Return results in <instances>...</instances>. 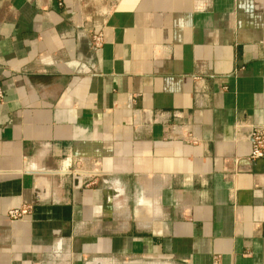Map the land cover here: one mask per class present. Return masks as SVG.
I'll list each match as a JSON object with an SVG mask.
<instances>
[{
  "label": "crops",
  "instance_id": "0c3cea01",
  "mask_svg": "<svg viewBox=\"0 0 264 264\" xmlns=\"http://www.w3.org/2000/svg\"><path fill=\"white\" fill-rule=\"evenodd\" d=\"M0 91V264H264V0H0Z\"/></svg>",
  "mask_w": 264,
  "mask_h": 264
},
{
  "label": "built area",
  "instance_id": "2783aa9c",
  "mask_svg": "<svg viewBox=\"0 0 264 264\" xmlns=\"http://www.w3.org/2000/svg\"><path fill=\"white\" fill-rule=\"evenodd\" d=\"M91 41L95 48L100 47L104 41L102 31L93 32L91 35ZM246 138L251 144L250 159L264 158V125L251 126L248 130ZM29 209L30 206L28 205L12 208L8 210L7 216L11 221L21 220L28 214Z\"/></svg>",
  "mask_w": 264,
  "mask_h": 264
}]
</instances>
